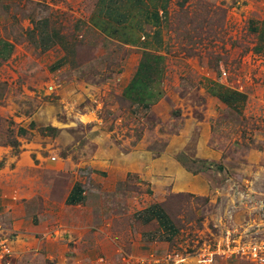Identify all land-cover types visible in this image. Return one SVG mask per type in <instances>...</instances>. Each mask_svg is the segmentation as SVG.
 Segmentation results:
<instances>
[{"label": "rangeland", "instance_id": "rangeland-1", "mask_svg": "<svg viewBox=\"0 0 264 264\" xmlns=\"http://www.w3.org/2000/svg\"><path fill=\"white\" fill-rule=\"evenodd\" d=\"M94 2L0 0L15 48L0 69L3 264H205L228 229L263 224L264 56L249 25L264 0H170L164 94L145 117L122 96L136 53L89 27ZM208 75L247 94L240 110L203 90ZM84 167L92 186L71 205ZM153 207L173 238L146 223Z\"/></svg>", "mask_w": 264, "mask_h": 264}, {"label": "crops", "instance_id": "crops-1", "mask_svg": "<svg viewBox=\"0 0 264 264\" xmlns=\"http://www.w3.org/2000/svg\"><path fill=\"white\" fill-rule=\"evenodd\" d=\"M88 25L103 38L136 53V65L123 84L122 96L136 117H145L161 102L164 94L169 33L171 27L170 0H95L89 14ZM255 41V50L264 56V21L249 25ZM14 43L0 37V69L14 53ZM63 59L52 66L57 71ZM203 90L223 106L240 110L247 94L236 87L208 75ZM210 150L202 148L201 153ZM210 156V155H209ZM80 183V182H79ZM86 192L76 184L69 193L68 203L75 205L86 199ZM146 223L157 221L163 233L173 238L177 231L172 222L157 207L149 209Z\"/></svg>", "mask_w": 264, "mask_h": 264}, {"label": "built area", "instance_id": "built-area-1", "mask_svg": "<svg viewBox=\"0 0 264 264\" xmlns=\"http://www.w3.org/2000/svg\"><path fill=\"white\" fill-rule=\"evenodd\" d=\"M94 171L91 168H80L76 176L84 180V183H80L83 190H87L92 186V180L94 178ZM260 209L262 212L263 224H256L250 226L245 234H240L238 230L228 229L225 232L222 241L214 245V249L204 255L205 264H210L218 258L227 260L241 259L245 264H264V198L260 202ZM258 228V229H256ZM257 230L253 232V230ZM8 240L3 241L0 238V264L6 262L10 257L11 251H9L6 243ZM8 264V263H7Z\"/></svg>", "mask_w": 264, "mask_h": 264}]
</instances>
